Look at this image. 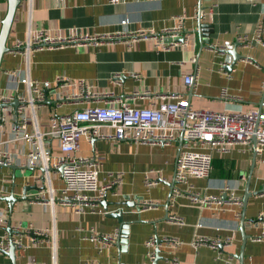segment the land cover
<instances>
[{"label": "crops", "instance_id": "crops-1", "mask_svg": "<svg viewBox=\"0 0 264 264\" xmlns=\"http://www.w3.org/2000/svg\"><path fill=\"white\" fill-rule=\"evenodd\" d=\"M6 10L7 0H0V23ZM199 11L205 15L202 20L196 18ZM180 15L185 20L175 38L179 45L167 51L157 49L154 40L148 39L132 46L119 42L99 47L44 49L28 57L11 52L15 41L25 40L29 30L60 37L129 34L138 30L160 34L175 25L174 18ZM170 41L164 38L165 43ZM5 45L8 51L0 64V95L14 88L25 92L18 77L52 82L64 76L84 80L94 92L110 91L115 98L138 108L171 92L185 94L194 109L264 110V0H19ZM234 53L241 58L226 70V76L219 66L227 67ZM190 73H196L192 91L183 83V76ZM223 90L226 100L220 98ZM133 91L149 93L147 98L134 101L130 97ZM79 107L65 106L57 113L67 114ZM12 108L10 116L14 113ZM51 108L52 103L47 104L36 114L42 130ZM178 149L179 142L162 147L81 138L76 155L99 158L100 181H108L107 173L119 172L122 182L114 195L107 193L100 202V211L106 214L79 215L57 202H35L43 186L32 176L42 177V172L25 167L23 157L16 160L27 151L24 143H10L7 151L14 162L0 167V211L7 214V223L0 225V240L9 242V225L11 230L18 228L22 233L26 247L16 250L14 263L0 253V264H151L146 256L149 239L161 242L158 248L163 260L159 264L169 260H176L177 264H240L241 253L242 264H264V240H253L264 233V154L258 157L251 148L241 152L235 147L229 154L215 156L209 178L191 183L199 191L219 196L223 202L199 206L185 198L169 200ZM53 152L58 153L56 148ZM149 171L150 178L159 182L147 189L143 179ZM49 175L55 191L62 187L56 172L50 171ZM224 184L233 188L241 200L246 189L253 194L245 209L242 204L224 201L226 198L219 191ZM11 196L16 201L10 207L2 199ZM145 201L157 205L143 209ZM118 211L127 225V243L119 246L118 239L97 250L87 239L88 234L91 230L115 233L121 224L112 214ZM243 215L245 243L240 228ZM169 217L178 218L181 224L170 222ZM31 231H46L47 241L32 245ZM197 237L224 246L220 250L208 246L194 249L191 242ZM166 239L179 244L168 246Z\"/></svg>", "mask_w": 264, "mask_h": 264}, {"label": "built area", "instance_id": "built-area-1", "mask_svg": "<svg viewBox=\"0 0 264 264\" xmlns=\"http://www.w3.org/2000/svg\"><path fill=\"white\" fill-rule=\"evenodd\" d=\"M117 1L109 0L111 3ZM204 16L199 11L196 18L202 20ZM184 20V15L176 16L175 25L162 30L160 34L138 30L129 34H74L60 37L43 30H29L25 40L15 41L11 52L28 57L33 52L44 49L99 47L119 42L132 46L138 40L148 39L154 40L157 49L167 51L178 47L175 38L177 32L183 29ZM261 30L262 24L256 31V39ZM166 37L170 38L169 43L164 42ZM186 39L184 37L183 41L185 42ZM225 67V64H220L219 70L226 75L228 73ZM10 76L14 79L13 73ZM133 78L138 76L133 75ZM17 81L25 87V92L20 93L14 88L6 95H0V167L11 166L14 162L13 156L7 151L10 143H24L27 151L16 160L23 157L25 167L42 172V177L32 176L34 181L41 182L43 186L37 193L35 202H48L50 205L57 202L58 205L70 209L75 214H106L107 212L100 211L99 204L107 193L114 195L122 182V174L119 172L107 173L108 181L101 182L99 158L76 155L83 137L88 141L127 142L162 147L179 142L173 173L174 187L170 190L169 200L185 198L199 206L223 202L219 196L199 191L191 183L192 180L209 178L215 156L229 154L235 147L241 152L251 148L258 157L264 154V110L215 112L194 109L185 94L171 92L157 96L156 100L151 101L147 107L138 108L126 100L115 98L110 91H92L91 86L84 80H71L58 76L52 82H48L25 76L18 77ZM183 83L192 91L196 86V73L183 76ZM148 93L133 91L130 97L134 101L141 100L147 98ZM220 98L228 99L224 90ZM14 102L16 105L13 104ZM51 103L53 108L50 109L47 124L42 130L36 114L38 110ZM10 106H13L12 116L9 115ZM65 106L80 107L67 114H58L57 111ZM54 148L57 154L53 152ZM50 171L56 172L62 181V187L56 191L51 185ZM151 173L152 171L146 173L143 179L147 189L159 182L150 178ZM219 191L223 199L226 198L224 201L241 206V199L235 196L234 189L229 185L220 186ZM156 205L154 202L145 201L141 207L150 209L155 208ZM168 220L181 224L176 217H169ZM5 223H7V214L0 211V225ZM15 232L17 235L12 237V242L17 249H25L22 233L18 228ZM31 234L32 245L47 241L46 231H31ZM119 236V228L112 234H99L91 230L87 239L101 251L117 242ZM253 240H264V233L255 236ZM164 243L168 246L179 244L173 239H166ZM191 246L194 249L208 246L220 250L224 244L197 237L191 242ZM157 247L152 239L146 242L148 249L146 256L150 262L155 258ZM8 248L9 242L0 240V253L5 254ZM164 264H177V262L169 260Z\"/></svg>", "mask_w": 264, "mask_h": 264}, {"label": "water", "instance_id": "water-1", "mask_svg": "<svg viewBox=\"0 0 264 264\" xmlns=\"http://www.w3.org/2000/svg\"><path fill=\"white\" fill-rule=\"evenodd\" d=\"M19 4V0H7V10H6V14L4 16V18L1 20L0 23V64H1V60L3 55L8 51L7 47H6V40L9 34V30L11 27V23L13 20V16L15 13V10L17 8V5ZM233 59L232 62L230 64H228L227 67H225V70H230L232 69L233 65L237 62V60H239L241 58V56L239 54H232ZM14 105H16V102L13 103ZM173 186L171 185V188ZM29 189V188H26ZM36 189V188H35ZM253 195L252 193H250L248 191V189H246L243 198L241 200V204L243 206V208L245 209L248 199L249 197ZM106 198V196L104 197V199ZM2 199V198H1ZM2 200H5L6 202H8V204L11 205L16 201L14 197H7V198H3ZM121 211L116 212L115 214H112V216H114L121 224V228H120V236H119V246L120 245H124V243H127L126 241V235H127V225L124 224V222H122V215H121ZM243 222H244V215L241 217V224H240V228H241V232H242V238H243V242L245 243L247 236L243 233ZM7 233H8V239H9V248L8 251L5 253L10 260H12V262L14 263L15 260V252L17 250L16 245L12 242V237L14 235H17V232L11 230V227L8 225L7 227ZM123 242V243H122ZM161 242L159 240H156V244L157 246L160 244ZM159 248L157 247L155 249V258L154 260L151 262V264H159V261H162L163 258L161 256H159ZM239 261L240 264H242V253L239 256Z\"/></svg>", "mask_w": 264, "mask_h": 264}, {"label": "trees", "instance_id": "trees-1", "mask_svg": "<svg viewBox=\"0 0 264 264\" xmlns=\"http://www.w3.org/2000/svg\"><path fill=\"white\" fill-rule=\"evenodd\" d=\"M215 158H216V157L213 158V161L215 160ZM213 161H212V162H213Z\"/></svg>", "mask_w": 264, "mask_h": 264}]
</instances>
